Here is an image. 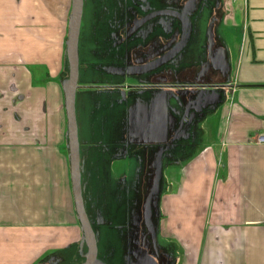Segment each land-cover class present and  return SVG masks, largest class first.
Instances as JSON below:
<instances>
[{"label":"crops","instance_id":"1","mask_svg":"<svg viewBox=\"0 0 264 264\" xmlns=\"http://www.w3.org/2000/svg\"><path fill=\"white\" fill-rule=\"evenodd\" d=\"M203 4L209 15L201 26L206 35L201 59L182 57L187 49L182 48L179 64L168 65L166 82L133 87L148 89L144 103L149 109L160 105L167 123L163 151L158 155L161 149L151 146L143 156H149L150 174L162 154L161 188L149 220L165 264H264V144L254 138L264 136V0H197L195 15ZM95 5L85 0L83 21L86 12L89 18L98 14ZM174 5L182 10L188 0ZM72 7L73 0H0V264H81L88 252L74 203L62 87ZM195 32L194 22L192 37ZM205 62L212 70L202 74ZM196 78L215 88L214 95L203 114L181 125L169 98L177 95L186 103L180 85ZM138 101L127 102L128 112ZM216 112L223 130L194 149V123ZM125 114L116 124L109 120L105 145L111 149L101 161L81 151L83 195L94 218L98 180L112 181V161L140 150L126 146ZM130 114L135 120V111ZM94 132L99 133L89 124L82 149L92 146ZM166 152L179 160L167 174ZM144 176L135 196L145 199L155 176ZM129 193L112 191L107 210L112 221L126 222L129 214L143 211L146 217L143 202L131 207L125 200ZM135 240H98L99 258L107 264H159L154 256L142 262Z\"/></svg>","mask_w":264,"mask_h":264},{"label":"flooded vegetation","instance_id":"2","mask_svg":"<svg viewBox=\"0 0 264 264\" xmlns=\"http://www.w3.org/2000/svg\"><path fill=\"white\" fill-rule=\"evenodd\" d=\"M97 1L94 3H97L99 12L98 14L94 12L91 16L94 22L92 31L90 33L88 30H85L84 33L81 32L79 79L81 88L78 93L92 90L104 93L93 104L88 115V124L91 127L96 126L99 133H90L89 138L93 144L92 146L89 144V148L83 149V152L86 150L89 155L93 154L97 158L100 155L98 159L101 161L104 158L102 153L111 149L110 145H105V142L110 144L105 132L109 122L116 124L118 118L121 120L123 113H128L125 114L130 117L126 146H139L140 149H145L144 153L148 155L151 146L161 149L160 147L169 142H165L166 118L162 115L160 105L149 109L150 107L144 103L143 100L148 89L133 87L140 84V86H147L148 82L155 80L167 81L168 65L179 64L181 49L188 48L192 42L193 24L196 22L197 16L195 15L197 0H188V5H185L182 10L176 8L175 0H158L159 4L157 0H138L139 3L136 0H124V2L114 0L116 2L114 4H110L109 0ZM97 6H94L95 9ZM212 66L205 62L202 74H207L209 70H212ZM82 70L83 82H81ZM197 80V78L189 80L188 84L180 85L183 88L181 90L185 91L183 93L186 100V103L183 104L185 105L183 107L184 115L182 114L183 121L179 123L181 125H187L198 115L203 114L207 109V100H210L214 95L215 88H208L209 85L200 84ZM164 85L167 87V84ZM115 92L122 98L113 99ZM138 97L137 108L128 112L127 102L131 103ZM132 111H135V120L131 117ZM111 117L114 119L111 120ZM94 139H97L95 140L97 144ZM115 140L116 143H125L119 139ZM97 158H94V161H97ZM103 160H106V157ZM154 171L155 169L150 174L146 171V176L147 174L149 177L155 176ZM98 184L101 187L104 183L98 180ZM151 191L152 189L143 199L144 205L148 201V197L151 196ZM126 198L125 200L129 201V205L133 207L132 205L136 202L135 196L132 197L129 193ZM112 200V192L105 199L100 188L95 218L93 214L89 213L93 227L97 226L98 240L110 241L117 239V236L123 240L136 239L137 255L142 262L146 263L148 258L151 260L150 256H154L158 259L159 264H165L166 260L156 240L154 225L145 217L144 211L133 218L131 214L129 216L126 214V222L121 227L123 229L119 232L112 230L110 221L112 219L107 216V210ZM156 201L157 196H152L148 202L154 207ZM135 224H137V229L134 227ZM148 264H152V262L149 261Z\"/></svg>","mask_w":264,"mask_h":264},{"label":"rangeland","instance_id":"3","mask_svg":"<svg viewBox=\"0 0 264 264\" xmlns=\"http://www.w3.org/2000/svg\"><path fill=\"white\" fill-rule=\"evenodd\" d=\"M91 3L96 2V0H88ZM137 3H139L138 0H136ZM209 15V9L206 4H203L201 6L200 12L198 16L196 17V32L192 39V42L190 46L184 51L182 57H187L190 60H200L201 55V44L205 40V25H203V28L201 29L202 23L204 20H206V17ZM94 27L93 18H89V14L86 12L85 21L83 25V33L85 30H88V33L92 31ZM201 29V34H200ZM207 32V31H206ZM221 32L224 34V30H221ZM237 42V40H236ZM232 46V45H231ZM83 69V67H82ZM81 82H83V70L81 72ZM104 92H98V91H80L79 95H77V105L79 109V117L81 121V131L82 132V144L85 143V134L88 131L89 128V118L88 115L91 112L93 104L96 102V100L99 99L101 94ZM122 96L115 92L113 94V99H120ZM170 105L173 107L177 113L182 116L183 114V99L177 95L170 96L169 98ZM184 115V114H183ZM194 129H193V136L194 139L191 141V144L194 149L201 145H207L209 143H212L213 137L216 136L218 132H221L224 128V120L220 119L219 113H208L205 115L203 119H199L194 123ZM207 131V132H206ZM206 134L204 136L203 133ZM210 132V133H208ZM82 156H83V149L81 148ZM158 151V149H157ZM163 151V150H161ZM161 151H158V155L161 153ZM144 150H130V153H128L123 159H117L112 161L111 166V179L112 181H108L107 183L103 184L101 189V194L105 197V199L108 198V196L111 194V192L117 189H127L131 196H135V189L137 188L138 184L137 181L140 180L141 176L146 174V170L148 169L147 161H149L148 157L143 158L144 156ZM165 158H163L164 161V173L167 174V168L170 166V164H174L175 161H178V159H175V157L171 156L169 152H166ZM164 157V156H163ZM156 170V168H155ZM175 171H171V173H174ZM141 175V176H140ZM100 184L97 185V191L100 194ZM160 188H161V180H160ZM137 204L143 202L144 198L136 197ZM148 203H145V206ZM124 207V206H123ZM122 208V207H121ZM111 226L113 227L114 232H119L120 228L124 225L125 221L122 219L115 218L113 221L110 220Z\"/></svg>","mask_w":264,"mask_h":264},{"label":"water","instance_id":"4","mask_svg":"<svg viewBox=\"0 0 264 264\" xmlns=\"http://www.w3.org/2000/svg\"><path fill=\"white\" fill-rule=\"evenodd\" d=\"M85 0H73L72 15L69 26L68 42L66 48V57L68 60V78L63 82L62 87L65 95V108L67 114V137L70 161V173L72 190L76 214L81 225L85 243L88 249L85 261L81 264H107L99 258V247L97 234L93 228V224L88 215L86 203L83 195L82 181V157H81V141L79 135L78 111H77V95L81 88L80 79V39L83 25ZM143 87V86H134ZM152 87V86H148ZM153 88V87H152ZM162 154L157 161V171L153 181L151 196H159L160 192V175L162 169ZM147 201L145 207L146 217L151 219L152 208ZM157 205V201L155 203Z\"/></svg>","mask_w":264,"mask_h":264},{"label":"trees","instance_id":"5","mask_svg":"<svg viewBox=\"0 0 264 264\" xmlns=\"http://www.w3.org/2000/svg\"><path fill=\"white\" fill-rule=\"evenodd\" d=\"M80 50V49H79ZM68 78V75L66 77V79ZM79 95V93H78ZM77 111H78V124H79V135H80V141L82 140V131H81V121H80V117H79V109H78V105H77ZM82 144V142H81ZM82 148V145H81Z\"/></svg>","mask_w":264,"mask_h":264},{"label":"built area","instance_id":"6","mask_svg":"<svg viewBox=\"0 0 264 264\" xmlns=\"http://www.w3.org/2000/svg\"><path fill=\"white\" fill-rule=\"evenodd\" d=\"M255 140L256 142H258L259 144H264V136L262 135H255Z\"/></svg>","mask_w":264,"mask_h":264}]
</instances>
